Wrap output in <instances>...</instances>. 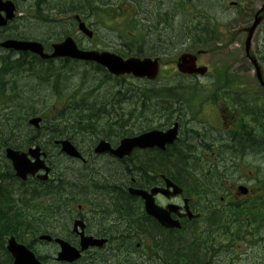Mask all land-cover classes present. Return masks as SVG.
Wrapping results in <instances>:
<instances>
[{"label": "rangeland", "instance_id": "rangeland-1", "mask_svg": "<svg viewBox=\"0 0 264 264\" xmlns=\"http://www.w3.org/2000/svg\"><path fill=\"white\" fill-rule=\"evenodd\" d=\"M18 1L21 7H26L29 4L28 0ZM54 1L55 0H49L48 3H53ZM73 1L76 5L68 7L69 10L67 15H59L57 10H54L48 22L39 21L31 25L32 23L23 20L20 22V25H30L31 28L35 27V30H37V33H35L36 36L47 37L48 35L59 33L61 30L66 31L71 29V27H69L70 23L68 22L71 21L69 16L73 14V11H79L82 12L84 22L91 25L89 27L97 32V36L94 37L93 40L85 36L84 38L78 37L80 42L88 45L89 49L112 50L115 48L124 51L128 49L129 44H133L136 48H141L144 55L155 56V54H152L149 43L158 35L157 37H160V41H168L170 43L163 48L160 46V60L165 66L162 63L161 65H163L165 69L161 75H159L158 79L155 81H148L146 79L124 76L107 78L106 74L108 73L105 71H94V68L89 64L76 63L72 65V69H67V72H61L63 75V86L68 88L62 89V96L60 98L53 93L52 88L48 84H45L46 86L40 84V81L36 79V75L29 76L27 73L5 74L3 78L5 97H7V95L11 93V89H13L18 92V99L23 102L21 109H12L10 111L3 109L2 111V113L5 114L2 115L3 117H0V127L2 129L0 135L6 138L7 141L9 140V142L25 139H21L25 132H22V134L20 133V135L7 133L4 127L6 124L5 119L8 117L5 116H14L15 111H18L28 119L35 113L36 116L45 118L43 122L45 126L53 127L57 125L55 122H58V120L55 119H57L59 115L60 117L63 116V110L61 108H63L66 103L70 105V102L74 105V100L79 97H82V111L85 114L92 113L95 115V120L89 122V125L92 127H95L97 122L105 124L112 120V117L108 116L111 106L114 108L121 106L124 109L131 110V112L126 111L127 113H122L119 116L123 118V121L128 120L134 131L138 128H140V130L145 129L147 126L162 125L163 127H167L171 125L174 118L173 115L166 121L168 115H165V117L160 115V109L165 112L166 107L171 106L172 109L174 107L176 108L178 107L177 103L183 102V97L189 96L190 93L186 90H181L180 92L176 90L179 84H182V86L184 84L194 85V89H198L196 94L199 95L200 98L203 97L202 99L205 102H212L211 91H209V89L210 87L217 86L219 83L217 79L221 78L223 74L222 71L226 70L227 66H233L234 69H239V67H235L236 64H238L239 61H247L242 48H240V45L243 46V44H239V38H244L246 33L241 31L240 34H238L239 29H237L236 26H240L243 22H247V26L251 25L253 21V17L251 16L252 12L253 10L255 12L261 3L260 0H236L240 5L232 6L230 4L232 0H189V2L184 0L186 3H183V6H180L179 3L176 6L173 0H163L167 2V6L173 11L170 12L172 16L175 17V21L170 19L166 24L163 21L162 24L160 23V28L157 33L155 28H151L148 23L154 21L149 14L139 9L130 8L129 6L135 7V5L131 3V0H123L120 6L125 9V13H127L128 16L134 13L136 14V18L140 19V27L143 28L144 32V35L140 36L136 29L118 28L122 23L121 20H125L115 10L114 5L119 3L120 0H95L92 3H88V0ZM105 2L108 4H103ZM88 6L100 10V17L97 16L96 13L94 16L89 17ZM60 21L64 23L60 24ZM171 26L173 28L172 31ZM178 34H181V36L176 39ZM208 34L213 36L212 40H203L204 43L197 44L191 48V43L193 44L194 39H198L201 35ZM259 36H264V30ZM208 41L209 43H207ZM241 41L243 43L244 39ZM262 47L264 48L263 45ZM199 48L206 50L204 54L198 57L199 62L203 65L211 66L213 71H215L216 68L214 65L219 64L218 67L220 71L215 72V76L193 78L179 74L175 68L176 58L179 54L184 51L195 53L194 51ZM12 57L14 58V56ZM60 63L59 61L55 62V68H59ZM209 74L211 75V73H208V75ZM229 74L237 75V72H229ZM244 77L248 81L254 80L253 77H250L246 73H244ZM51 81L53 82V78ZM202 85L205 86L206 89L200 93V89L202 88L200 86ZM162 87H171L174 90L169 92ZM130 89L131 91L129 93L124 92V90ZM149 89L155 90L151 92L148 91ZM158 89H160V96L155 97L156 95H154V93ZM117 90L123 91L119 98L116 96ZM260 90L261 96L263 97L264 89ZM222 92H224V90H222ZM125 93L128 94L129 98L124 99V96L121 98ZM70 95L73 96V99L70 98ZM120 98L121 100H119ZM242 98L246 99L247 97L245 95ZM238 100L239 96L237 97L235 94H230L228 99L219 105H225L226 107L237 110L241 119H243L245 123H249L250 118L245 113L246 110L237 104ZM194 102H196L197 107L201 109L200 99H196ZM1 103L2 97L0 95V104ZM245 106H247L251 114V119L261 121L260 118H264V113L254 111L246 104ZM259 106L260 108L264 107V97L259 101ZM89 108L91 112H86ZM122 110L123 109H120L119 112ZM187 110L188 114L186 116L189 117L191 111L190 109ZM112 111L113 110H111V112ZM208 113H210V116L208 117L209 120H206L207 122L202 118L201 114L199 117L191 115L195 121H201L202 126L206 128V132L210 129V134L208 137L196 134L186 138L189 139L187 144L191 145L192 150L195 151L194 159L192 158V161L188 160L189 164L195 163L213 166V176L210 183L214 184L212 189L219 190L221 194L225 193L227 182L235 184L237 179L240 183L250 186L254 193H257L259 191L258 187H264V135L261 128L253 122L249 123V125L254 126L255 129V133H253L254 136H252L254 138L252 143L249 136L247 137L246 135L249 130H243V121L239 119V116L236 120L238 125H236L235 122L234 129L231 131L224 123H220L218 114L214 115V113L209 111ZM72 123H74V121H69L66 124ZM261 124L263 125L264 123L261 121ZM89 125L84 126L87 132L93 130ZM60 126H62V124ZM60 126L58 125V127ZM29 128L32 129L30 126ZM44 130L41 132L39 131L40 133L33 138V141L41 144L43 143V145L47 147L50 146V143L46 141L50 135L44 132ZM76 133L77 132H69L66 135L78 142L82 136L79 133H77V136H74ZM102 134L106 135L107 133L103 131ZM90 135H93V133H89V136ZM83 138L85 139V137ZM257 138L261 141L262 145L259 144ZM184 152L185 151H183L182 154H184ZM200 155L201 159H198ZM59 158L61 157L57 155L51 158L54 170L57 172L60 171L59 175L63 172L65 167L69 165L72 166L73 172L77 171V166H73L70 162L65 164ZM73 172H71V174ZM10 181L11 182L6 183H8L9 188L13 190L14 199L18 201L19 205L22 208L32 205L33 202L31 197L34 194V189H36L33 182L20 184V182L13 179ZM224 181L226 183H223ZM222 184L224 185L221 187ZM0 200L3 202V196ZM229 201L230 197L228 199L226 198L225 202ZM224 208L225 207L222 205V209ZM0 215L4 216L1 212ZM215 219L219 220L218 216H215ZM36 225L39 224L36 223ZM36 225L33 223V226ZM220 226L221 225L217 223L213 226V229ZM233 226L231 225V229L229 228L226 233L224 228H218L211 235L209 234V230L200 235L198 229L195 234L188 236L181 235V238L177 237L180 243H175L177 247L182 246L180 249L177 248L180 250V253L176 254L174 251L168 252V249H170L169 246H165L164 248V246L161 245L160 257L162 259H167L169 261L168 264H259L264 258V224L259 228L258 240L251 235L239 239L237 237V231L234 232L235 228ZM201 229L204 228L201 227ZM2 231L3 230L0 231V239L2 238ZM24 238L28 237L25 235ZM37 248L40 251L47 249L43 246H38ZM185 249L187 251L186 253L183 251ZM180 255L183 258V262L177 259ZM174 257H176V262L173 261V259H175ZM50 263L51 262H49V264Z\"/></svg>", "mask_w": 264, "mask_h": 264}, {"label": "flooded vegetation", "instance_id": "flooded-vegetation-1", "mask_svg": "<svg viewBox=\"0 0 264 264\" xmlns=\"http://www.w3.org/2000/svg\"><path fill=\"white\" fill-rule=\"evenodd\" d=\"M19 29L20 27L17 28V31ZM263 30L264 14L255 30L256 37L252 39L254 40L253 46L248 49L249 56L244 50L247 61H239L237 64L239 69L235 70L240 76L238 81L241 84L236 88L241 92L238 96H241L239 99L243 103L242 108L246 107L245 104L249 105L252 101L259 99V87L254 83V80L248 81L245 79L244 73L253 78L256 76L254 62L250 58L256 61L260 72H264V48L262 47V45L264 46V36H259ZM200 87L206 89L203 85ZM194 88L195 86L176 87L177 91L186 90L190 94L188 97H183V102L177 103L178 107L167 110L168 117L171 118L172 115L174 117L171 125L177 124L178 138L171 147L168 146L163 151L155 148L136 149L123 158L116 157L110 151L96 153L95 147L101 139L107 141L110 147L115 149L124 137L132 135L130 122L128 120L123 121V118L119 116L122 111L117 112L118 116H109L112 117V120L105 124L97 122L91 132L79 133L82 138L76 145L82 157L76 160L77 171H74L76 174L69 165L61 173L60 180H52L47 183L45 199L50 202L52 212L56 215L55 222L49 223L47 221L46 224L34 222L35 225L36 223L39 224L35 226L36 228L22 230L29 238L31 245L47 248L40 251V258L44 261V264H49V262L53 264L56 259L55 254H57L58 245L54 241L55 237H60L76 246L80 242V233L96 239L95 245L84 254V256L86 255V264H147L146 251H135L138 248V241L135 237H151L160 248V244L164 246L165 243L169 244L170 242L180 243V240L174 236L179 232L184 235H191L195 234L197 229L201 231L198 228V221L201 218L190 217L186 214V211L187 209L194 213L202 211L206 217L207 214H211L215 210L213 198L219 192L213 191L214 184L210 183L213 176V166L189 164L188 161L180 165L178 159H166V156L171 157L173 152L182 155L185 151L186 158L188 157L192 161L195 151L192 150L191 145L187 144L189 139L186 138L196 134L208 137L210 134V129L206 132V128L202 126L201 121L197 122L191 117V115L199 117L201 114L206 121L209 120L208 117L210 116L202 101L203 97L200 98L196 94L198 89ZM212 88H217V86L210 87V89ZM230 88L231 86L228 87L226 93ZM251 93L250 97L242 98L245 95L249 96ZM215 96L216 93L211 95V97ZM225 97H228V95H225ZM196 99H200L201 109L200 107H193V104L197 105L194 102ZM110 108L114 107L111 106ZM187 109L191 111L189 117L186 116L188 114ZM166 114V111L160 109V115L165 117ZM234 116L236 115H231L230 112L229 119L231 122L234 121ZM103 131L107 134L103 135ZM89 133H93V135L89 136ZM46 141L49 143L48 140ZM54 151H58V148ZM144 157H147V159L142 161L141 159ZM154 157L160 159V164L152 167L149 165V161L159 162ZM63 158L74 163V159ZM51 165L53 166L52 162ZM116 167L119 170H115ZM136 170L141 171V173H136ZM70 171L73 173L71 174ZM166 179L179 186L181 191L173 198H168L163 193L156 194L154 195V201L163 207L171 203L176 206V211L172 212L170 216L179 221L181 224L180 229L161 227L155 218L145 212L143 200L132 193L133 189L142 188L149 191L154 186L164 189ZM239 182L238 179L235 184L227 182L231 186L227 192L231 195L229 203L246 197L238 195L236 192V187L239 185L237 183ZM223 200L224 198L219 197L220 202H223ZM75 221L81 222L77 228H74ZM1 234H3V231ZM42 235H50L52 239L50 241L41 240L40 236ZM4 261L6 264H11V259L7 257V254L1 253L0 264H5Z\"/></svg>", "mask_w": 264, "mask_h": 264}, {"label": "water", "instance_id": "water-1", "mask_svg": "<svg viewBox=\"0 0 264 264\" xmlns=\"http://www.w3.org/2000/svg\"><path fill=\"white\" fill-rule=\"evenodd\" d=\"M5 5L0 2V10L5 9ZM264 9V6L262 10ZM259 17L255 19L254 24L251 27L250 33L247 38V44L250 42L251 32L256 26ZM81 24L80 28L91 35L90 32L83 28ZM4 47L13 48L15 50H30L34 53H37L42 58H47L48 56L42 53V47L36 43H27V42H18V41H8L5 42ZM56 53L53 55H69L74 58L92 60L100 63L105 68H107L111 73L119 75L121 73H132L137 77H147L149 79H154L157 75V59H151L149 57L144 58H135L131 57L124 60L122 57L117 56L112 53L102 52L98 53L95 51H81L76 48L71 39L67 38L66 41L62 44L56 46ZM199 53V52H198ZM196 55L190 53H184L179 56L177 60V68L183 73H200L203 74L205 67H196ZM39 119H32L30 122L37 124ZM176 137L175 127L167 130L165 132L153 130L149 132L142 133L138 136L132 138H126L122 141L121 145L115 150L117 156L121 157L124 154H129L131 149L135 146L140 148H152L154 146L164 148L165 144L172 143ZM62 145L61 150L66 154L77 156L75 147L68 141L63 140L60 142ZM103 145L99 146L97 150L103 149ZM31 157L36 159L35 162H31L28 159L26 153H20L19 151H14L11 149L7 150V157L11 159L13 167L16 171V175L25 179L28 173L34 174L38 169L43 167L42 161L39 160V149H30L28 151ZM161 191L159 188H153L151 194H148L146 191L139 190L134 191L142 196L145 200V207L148 213L154 215L157 219L160 220V223L167 226H179L175 221H172L167 213L154 204L152 199V194ZM8 250L12 253L15 260L13 264H39L33 257V255L28 252L23 246L17 244L12 238L8 243ZM62 253L65 255L67 260H73L77 256L72 249L69 247H63Z\"/></svg>", "mask_w": 264, "mask_h": 264}, {"label": "trees", "instance_id": "trees-1", "mask_svg": "<svg viewBox=\"0 0 264 264\" xmlns=\"http://www.w3.org/2000/svg\"><path fill=\"white\" fill-rule=\"evenodd\" d=\"M94 1L95 0H88V3H92ZM122 1L123 0H120L119 2H122ZM173 1H178L179 3H186L184 0H173ZM186 1L189 2V0H186ZM105 3H107V2H105ZM131 3H133L135 5V9H139L142 12L145 11L147 14L150 15L151 18H153L154 21H150L148 23L150 24L151 28H155L157 33L159 31V28H160V23L162 24V22L164 21L166 24L168 21H170V19L172 21H175V17H173L171 12H170L172 10H170L169 6H167V2H165L163 0H133V1L131 0ZM92 9L93 8L91 7V10ZM134 16H135L136 21L139 23L140 19L136 18V14H134ZM133 29L138 30L140 36L144 35L142 27L135 25V27H133ZM172 29L173 28L171 26V31H172ZM36 31L37 30H35V27L27 29V32L29 34H35V33H37ZM179 33H181V32H179ZM157 36L155 37V39H152L149 43V47L152 49V54H160V46H162V48H163L164 46H168L170 44L168 41L167 42L160 41V37L158 38ZM179 36H181V34H178L176 36V39ZM194 46H196V45H194ZM13 63H14L13 69L15 71H19V69L20 70L25 69L26 65L28 66L27 69L31 70V66H29L28 60L25 57V54L20 59L15 60ZM33 71H35V69H32V72H31L32 74L34 73ZM4 73L7 74L8 70H3V72H0L1 75ZM37 80L41 81L40 84L45 85V83L50 81L51 79L48 76H41L40 75L39 77H37ZM57 83L58 82L56 81V83L53 85V89L57 88V86H58ZM154 95H156L155 97L160 96V89L157 90L154 93ZM87 110L88 111H86V112H91L90 108ZM5 117H8V118L5 119L6 124H5V127L3 126L5 128L4 130L7 131V133L16 134V135H20V133L25 132L23 137L21 138V139H23V138H25V139L19 140V141L9 142V140L7 141L6 138L1 137V135H0V146H1L0 147V162H2L1 158L3 156V147L4 146L11 145L14 147H18L23 142H25V143L29 142L30 143L33 141V138L36 137V135L38 133H40L39 130H34V129L29 128V126H27V124L25 122L26 117H24L23 114L18 112V111H15L14 116L8 115ZM260 120L264 123V118H260ZM69 121H74V123L66 124ZM261 121H259V122H261ZM67 122L65 121L64 122L65 124H64V123H62V121H60L59 124H57L56 126H53V127L49 126L47 128H44L45 129L44 132L48 133V135H51V134L61 135V134H64L68 130L73 131V132H79V133L84 131V128H80L81 122H79L75 116H72L70 119H67ZM61 124H62V126H60ZM58 125L60 127H58ZM87 125H89V124H87ZM89 127L93 128L90 125H89ZM86 128H88V127H86ZM260 128H261L263 135H264V124L263 125L260 124ZM1 130L2 129L0 127V131ZM246 135H247V137L249 136V138L251 139V142L253 143V140H254V138L252 137V136H254L253 133L249 130V132H247ZM74 136H77V133L74 134ZM255 139H256V137H255ZM263 139H264V137H263ZM257 140L259 141V144L262 145L261 141L258 138H257ZM181 156H183V157H181ZM148 158H151V157H148ZM146 159H147V157H144L141 160L144 161ZM155 159H158L159 162L156 163V162L149 161L148 163L150 166L155 167V166H158L160 164V159L159 158H155ZM166 159L167 160L178 159L177 161H179L180 165L186 163L189 160L188 157L186 158V156L184 154L180 155L178 152H173L171 154V157L166 156ZM6 170L9 171L8 168ZM136 172L138 174L141 173V171L139 172L138 170H136ZM3 175L1 176V178L4 177V179H6V181H5V183H3V185L0 188L3 191V194L0 193V198H2V196H3V202L0 203V212L3 213V215H4V216L0 215V230H3V234H1V236L4 234H7L8 232L13 233L17 229L32 228L31 226H29V220H28V217L26 215V211L25 210L23 211L22 207L19 204H17V201L14 199V196H13V190L9 189V185H8V183H6V182H11L10 180L13 178V174L6 172V174H3ZM1 209H4V210L1 211ZM244 211H248V210H244ZM250 212H252V211L250 210ZM252 219H253V221L257 220L255 218H252ZM155 241H157V239H155ZM164 246H169L170 249H168V252L174 251V252H176V254L180 253V250H178L177 248L180 249L182 247V246L177 247L174 242H170L169 244L165 243ZM183 251L185 253L187 252L186 249ZM1 253L5 254V252L2 248V240L0 239V254ZM192 256H195V255H192ZM174 258L175 259H173V261L176 262L177 261L176 257H174ZM168 259H170V258H168ZM177 259L179 261L183 262V258L181 257V255ZM168 262L169 261L167 259H162L160 257V264H168ZM4 263L6 264L5 261H4Z\"/></svg>", "mask_w": 264, "mask_h": 264}, {"label": "bare ground", "instance_id": "bare-ground-1", "mask_svg": "<svg viewBox=\"0 0 264 264\" xmlns=\"http://www.w3.org/2000/svg\"><path fill=\"white\" fill-rule=\"evenodd\" d=\"M122 98V97H121ZM121 98L119 99V100H121ZM125 98H127V96L125 97L124 96V99ZM124 99H122V100H124ZM111 102V101H110ZM90 105V104H89ZM97 106V105H96ZM250 118H251V114H250ZM253 120V119H252ZM25 122H26V120H25ZM255 123H256V121H255ZM32 132V131H31ZM5 133V132H4ZM22 134V133H21ZM45 134V133H44ZM183 161V160H182ZM56 162V161H55ZM100 162V161H99ZM69 163V162H68ZM169 163V162H168ZM72 167V166H71ZM99 169V168H98ZM67 170V169H66ZM115 170H118V168L116 167V169ZM63 173V172H62ZM8 177V176H7ZM87 178V177H86ZM60 183H61V181H60ZM73 183V182H72ZM15 185V184H14ZM62 186V185H61ZM65 186V185H64ZM77 186V185H76ZM78 187V186H77ZM10 189V188H9ZM64 189V188H63ZM253 190V189H252ZM64 191V190H63ZM125 216V215H124ZM215 218V217H214ZM44 228V227H43ZM156 237V236H155Z\"/></svg>", "mask_w": 264, "mask_h": 264}]
</instances>
